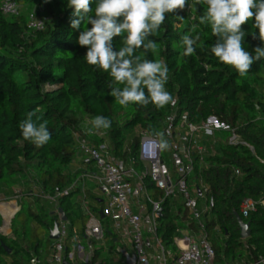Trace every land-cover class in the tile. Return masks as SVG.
Segmentation results:
<instances>
[{
	"label": "trees",
	"instance_id": "16d2710c",
	"mask_svg": "<svg viewBox=\"0 0 264 264\" xmlns=\"http://www.w3.org/2000/svg\"><path fill=\"white\" fill-rule=\"evenodd\" d=\"M15 1L24 5L17 15L0 12V194L2 188L18 183L26 189L20 194L19 210L11 220V236L0 234V264L38 261L49 264L52 244L49 232L58 213L68 222L67 250L77 245L86 248L84 228L89 215L81 207L78 197L81 192L92 213L100 217L99 210H102L103 218L99 220L104 241L117 249L118 237L109 228L104 214V193L97 184L81 178L83 173L95 172V169L71 170L77 158L86 168L92 162L82 156L78 141L84 139L95 146L105 142L114 159L132 167L140 176V180L137 177L131 180L132 188L141 181L146 194L151 199H159L164 194L146 174L147 166L139 159L138 147L142 134L162 133L169 142L164 128L165 117L172 108L170 104L163 108L133 103L122 106L109 95L112 78L86 63L87 49L77 43L80 30L70 27L73 17L67 0ZM188 2L192 4L193 0ZM95 3L92 0L93 9ZM203 10L202 6L186 7L182 12L166 14L165 23L150 37L156 41L155 51L146 57L142 49L136 54L166 62L169 79L165 87L176 101L177 115L186 113L196 124L212 116L227 126L226 130L204 136L207 151L201 160L198 157L193 160L188 183L191 188L200 183L207 188L208 210L202 220L209 239L210 230L216 237H222V246L212 245L214 264L239 261L250 264L264 258V211L258 208L244 218L240 214V202L244 198H264V59L254 62L243 75L221 63L210 52L216 39L210 26L199 24L198 17ZM31 13L43 20L42 29L28 27ZM252 23L249 21L243 26L248 33L243 46L249 52L261 45L258 33L255 39L251 34L255 31ZM189 32L193 37L199 35L200 39L194 46V54L186 57L182 55L181 36ZM113 44L118 50L122 46L121 37L114 38ZM47 85L57 86L46 88ZM29 111L36 113L33 119L47 121L51 140L43 147L36 148L25 140L18 127ZM98 115L109 118L112 125L87 137L81 121L85 118L91 121ZM231 130L241 142H227ZM170 171L175 177L174 168ZM78 180L83 183L78 184ZM34 187L38 189L36 192ZM3 193L8 197L6 190ZM57 194L54 210L42 195ZM145 204L150 209V204L146 201ZM235 213L250 223V235L245 239L239 236ZM157 219L159 237L171 248L175 235L195 228L181 196L163 198ZM97 251L98 248L94 250L93 260L97 258Z\"/></svg>",
	"mask_w": 264,
	"mask_h": 264
},
{
	"label": "built area",
	"instance_id": "2783aa9c",
	"mask_svg": "<svg viewBox=\"0 0 264 264\" xmlns=\"http://www.w3.org/2000/svg\"><path fill=\"white\" fill-rule=\"evenodd\" d=\"M0 12L4 15H17L19 5L15 0H0ZM43 25L42 19L36 18L32 13L29 15V28L38 30L42 29ZM170 106L172 111L165 117L164 135L169 140L175 177L172 176L170 168L164 161L162 151L155 147V143L158 142L156 136L142 134L138 147L139 159L147 166L146 174L164 194V197L159 199H151L146 194L141 181H138L137 185L132 188L131 180L134 177L140 180V176L132 167H127L121 161L114 159L107 150L105 142L95 146L87 143L84 139L78 141V148L82 156L91 160L96 169L95 172L83 173L81 178L90 180L100 187L105 196L104 214L111 219L112 229L130 242V250H125L122 247L117 248L123 264H126L123 252L133 260L132 264H214V250L202 220L207 209L206 205L202 211L199 209V198L206 204L205 192L207 188L200 183L192 191L188 177L193 171V160L196 157L201 160L207 151L206 145L202 144L200 139L203 136H212L217 130H226L227 126L218 123L212 116L198 124L193 123L186 113L176 114L174 110L176 103L170 104ZM227 142L236 144L241 141L235 131L231 130ZM242 143L252 148L250 145ZM150 144L153 147L147 148L146 146ZM101 145L104 147L102 148ZM238 173L239 171L236 169L235 174ZM139 193H143L144 203H140L138 209L134 210L131 206V196ZM57 196L58 194L43 197L56 203ZM169 196L173 198L181 196L189 218L195 226L194 229L190 228L175 235L171 243L173 248L168 247L158 234L159 221L157 217L161 211V203L163 198ZM79 197L83 211L89 215L84 228L87 247L77 245L67 250L65 244L68 237V222L58 213L56 221L58 223V238L52 240L49 264H106L92 258L97 245L104 242V230L100 220L97 214L88 209L83 192ZM145 201L150 204L148 210ZM14 206L13 213L18 210V207ZM258 208L264 211V198L258 200L244 198L240 202V214L244 218L256 212ZM3 226L2 222L0 227L2 232ZM262 262H264V258L250 264H261ZM235 264L244 263L239 261Z\"/></svg>",
	"mask_w": 264,
	"mask_h": 264
},
{
	"label": "clouds",
	"instance_id": "9594fccd",
	"mask_svg": "<svg viewBox=\"0 0 264 264\" xmlns=\"http://www.w3.org/2000/svg\"><path fill=\"white\" fill-rule=\"evenodd\" d=\"M197 6L204 9L198 17L199 24L210 26L216 38L210 52L221 63L243 75L250 71L254 62L264 59V0H193L192 4L188 0H96L94 9L92 0H67L73 17L70 27L80 30L77 43L87 49L84 55L86 63L96 66L112 78L109 95L122 106L133 103L147 107L153 104L157 108L175 103L173 95L165 87L169 68L163 60L142 58L136 52L142 49L146 57L149 52L155 51L156 41L150 37L165 23L166 14ZM177 16L183 20L182 16ZM249 21L253 22L255 29L251 33L253 38H257L258 33L261 41V45L252 52L243 46L244 38L248 35L243 26ZM117 37H121L122 45L118 50L113 44ZM199 39V35L193 37L190 32L182 35V55H193ZM201 50H204L203 46ZM35 115L33 111L27 112L26 119L18 127L25 140L40 148L51 140V132L47 121L39 122V117L33 119ZM89 123L91 127L85 129L88 135L112 125L109 118L99 115ZM155 135L158 137L155 147L160 151L167 150L170 145L163 134ZM146 147L152 148L153 145Z\"/></svg>",
	"mask_w": 264,
	"mask_h": 264
},
{
	"label": "rangeland",
	"instance_id": "374dc122",
	"mask_svg": "<svg viewBox=\"0 0 264 264\" xmlns=\"http://www.w3.org/2000/svg\"><path fill=\"white\" fill-rule=\"evenodd\" d=\"M18 3L20 4V5L18 4L20 10H22L24 8V5H21L20 2H18ZM56 86L57 85H53V86L47 85L46 88H55ZM89 122H90V120L87 119V118H85V119H83L81 121V128H82V130H84V132H86L85 129L87 127H91V124ZM136 131L139 132L138 131V127L136 128ZM95 132H97V131H95ZM86 136L89 137L88 134H86ZM86 136H84V137L88 140L89 138H87ZM162 157H163L164 161L166 162V164L168 165L169 168H174L173 167V162H172V159H171V152H170L169 149L162 151ZM77 160L78 161H74L73 164L70 166L71 170H75L74 168H76L77 165H81V162H82L81 159L77 158ZM90 168L95 169V166H94L93 162H91L90 166L87 167L88 170ZM80 182H81V180H78L77 183L79 184ZM194 187H195V185L193 184L192 191L195 190ZM25 189L26 188L22 187L20 185V183L14 184V186L11 187V188H8V187L7 188L6 187L2 188L3 191H1V194H0V227L2 226V222H3L2 218L4 219V212H2L3 208L5 209L6 207H8L10 203H15V204L17 203L18 205L16 204V206L19 207L20 194L24 193ZM4 190H6V192H8V197H6V194L3 193ZM36 190H38V189L36 187H34L33 188V192H36ZM43 196H45V195H42V197ZM44 200L48 203L50 208H53L55 210V208H56V204L55 203L50 202L47 199H44ZM205 205L206 204L204 203V201L201 198H199V209L201 211L203 209H205ZM206 208H208L207 205H206ZM207 210L208 209H206V211ZM15 214H16V212L11 214L12 215V216H10L11 218L9 217L10 221H9V224H8V230L6 232L0 231V234L11 236V220L14 217ZM209 240H210L212 245L222 246V237L221 238L216 237V234H215V232L213 230H210V239ZM121 242H122V244H124L126 246V248H128V250H130V246H128L130 242H129L128 239H126L124 241H121ZM97 246H98L97 247L98 251H97V256H96L97 257L96 258L97 261H100V262L106 263V264H123L121 255L119 254L117 249L112 248L111 243H109L108 241L107 242H102V243H99V245H97Z\"/></svg>",
	"mask_w": 264,
	"mask_h": 264
},
{
	"label": "water",
	"instance_id": "95a60500",
	"mask_svg": "<svg viewBox=\"0 0 264 264\" xmlns=\"http://www.w3.org/2000/svg\"><path fill=\"white\" fill-rule=\"evenodd\" d=\"M200 194V193H198ZM99 215L100 218H103L102 210H99ZM235 217L237 220V225L239 228V236L241 239H245L250 235V223L249 222H244L241 218V216L238 213H235ZM63 219H65L64 216H62ZM58 238V223L55 222L53 225V228L49 232V239L53 240ZM4 246V245H3ZM6 248V246H5ZM7 252H10L9 249H6ZM123 255L126 257V264H132L133 260L129 258L128 254L123 252Z\"/></svg>",
	"mask_w": 264,
	"mask_h": 264
},
{
	"label": "crops",
	"instance_id": "0c3cea01",
	"mask_svg": "<svg viewBox=\"0 0 264 264\" xmlns=\"http://www.w3.org/2000/svg\"><path fill=\"white\" fill-rule=\"evenodd\" d=\"M206 140L204 139V136L200 139V142L203 144H205L206 142H205ZM87 160V159H86ZM75 161H78V160H75ZM88 161V160H87ZM74 169H86L87 170V168L86 167H84L83 165H77L76 166V168H74ZM86 182H92V181H90V180H87ZM138 182V181H137ZM80 183H83L82 181L80 182ZM92 183H94V182H92ZM137 185V183H135V186ZM146 192V191H145ZM140 203H144V198H143V193H139V194H137V195H135V194H133L132 196H131V206H132V209H134V210H137L138 209V206H139V204ZM15 204V203H14ZM17 204V203H16ZM15 204V205H16ZM18 205V204H17ZM17 207V206H16ZM18 209H19V207H18ZM107 217V216H106ZM98 218H100V217H98ZM107 220H108V226H109V228L110 229H112V221H111V219L109 218V217H107ZM113 230V229H112ZM113 232L116 234V236L118 237V242H117V244H119L118 245V247H122V248H124L125 250H128L127 248H126V246L124 245V244H122V242L121 241H124V240H126L125 238H122L121 236H119V234H117L114 230H113ZM116 239H114V241H115ZM105 242V241H104ZM129 246V245H128ZM117 247V248H118ZM34 264H41V262L40 261H38V262H36V263H34Z\"/></svg>",
	"mask_w": 264,
	"mask_h": 264
},
{
	"label": "bare ground",
	"instance_id": "6f19581e",
	"mask_svg": "<svg viewBox=\"0 0 264 264\" xmlns=\"http://www.w3.org/2000/svg\"><path fill=\"white\" fill-rule=\"evenodd\" d=\"M15 204L14 203H10L8 207H6L5 209L3 208V211L4 212V226H3V231L6 232L8 230V224H9V221H10V216H12L11 214H13L14 210H15ZM10 217V218H9Z\"/></svg>",
	"mask_w": 264,
	"mask_h": 264
}]
</instances>
